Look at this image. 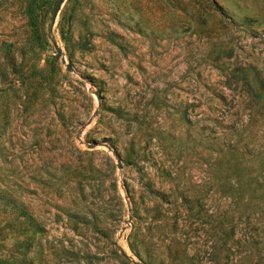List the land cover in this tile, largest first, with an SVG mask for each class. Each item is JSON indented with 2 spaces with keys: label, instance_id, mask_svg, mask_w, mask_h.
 <instances>
[{
  "label": "rangeland",
  "instance_id": "rangeland-1",
  "mask_svg": "<svg viewBox=\"0 0 264 264\" xmlns=\"http://www.w3.org/2000/svg\"><path fill=\"white\" fill-rule=\"evenodd\" d=\"M57 1L0 0V264H264V0Z\"/></svg>",
  "mask_w": 264,
  "mask_h": 264
},
{
  "label": "water",
  "instance_id": "water-1",
  "mask_svg": "<svg viewBox=\"0 0 264 264\" xmlns=\"http://www.w3.org/2000/svg\"><path fill=\"white\" fill-rule=\"evenodd\" d=\"M59 3H60V0L57 1L55 7H54V11H53V17L56 15V12L58 10V7H59ZM58 53L60 54V50L58 51Z\"/></svg>",
  "mask_w": 264,
  "mask_h": 264
}]
</instances>
